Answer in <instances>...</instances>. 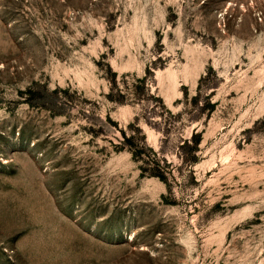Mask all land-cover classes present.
I'll return each instance as SVG.
<instances>
[{"label": "rangeland", "instance_id": "obj_1", "mask_svg": "<svg viewBox=\"0 0 264 264\" xmlns=\"http://www.w3.org/2000/svg\"><path fill=\"white\" fill-rule=\"evenodd\" d=\"M0 264H264V0H0Z\"/></svg>", "mask_w": 264, "mask_h": 264}]
</instances>
